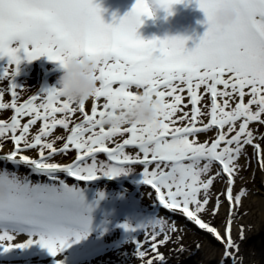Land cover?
Returning a JSON list of instances; mask_svg holds the SVG:
<instances>
[{
    "label": "snow or ice",
    "instance_id": "6c2138e0",
    "mask_svg": "<svg viewBox=\"0 0 264 264\" xmlns=\"http://www.w3.org/2000/svg\"><path fill=\"white\" fill-rule=\"evenodd\" d=\"M195 2L207 21L225 4L235 6L239 19L229 26H207L199 43L189 50L190 37L146 40L138 32L144 24L142 17H155L153 3L172 15L173 7L184 0H136L131 11L111 24L103 20L104 9L96 0H0V59L8 57L0 68V81H10L11 94V102H4L5 90L0 88V110L14 112L10 120L0 116V140L14 143V150L0 159L28 166L32 174L48 180L33 182L9 172L0 175V185L9 190L7 196H0V250L8 253L39 244L54 258L65 253L94 231L93 207L86 202L82 188L70 186L60 174L85 182L115 179L133 172L131 166L136 164L143 166L142 183L155 190L163 208L179 210L219 239L216 228L200 218L208 211L214 182L224 178L228 187L217 194L211 215L218 214L219 197L224 195L231 217L234 211L238 213L246 194L242 190L234 196L233 185L247 146L253 147L257 162L264 166V149L255 142L257 136L250 128L253 123L264 125V0ZM20 53L29 62L46 56L58 63L65 55H88L97 64L99 86L93 100L103 98L104 102H94L89 113L86 104L74 107L55 87H44L20 102L18 90L23 87L16 82ZM140 92L163 102L160 125L106 128V112L121 106L122 101H138ZM205 97L208 103H204ZM77 112L82 114L81 122L72 119ZM25 117L28 119L22 123ZM38 122L42 126L33 134ZM57 128L70 134L53 135ZM213 129L214 138L199 141L200 134ZM125 135L122 142L109 146L115 137ZM60 140L65 142L58 148ZM129 147L137 149L134 155L126 151ZM32 149L38 150L39 159L22 154ZM72 150L77 153L72 163L49 162ZM101 153L107 162L98 159ZM214 164L219 165L215 173ZM231 225L230 219L228 248L236 247ZM164 226L165 221L156 218L120 225L129 233L151 228L145 241L150 236L153 251L159 247V235H164L159 244L170 239ZM169 230H175V225ZM16 234L29 238L12 244ZM133 240L138 256L145 257L143 244ZM155 258L161 264L165 261L163 255Z\"/></svg>",
    "mask_w": 264,
    "mask_h": 264
},
{
    "label": "rangeland",
    "instance_id": "374dc122",
    "mask_svg": "<svg viewBox=\"0 0 264 264\" xmlns=\"http://www.w3.org/2000/svg\"><path fill=\"white\" fill-rule=\"evenodd\" d=\"M189 1L190 4L185 5V3ZM96 2L104 9L101 15L105 23L111 24L117 14L122 18L131 11L136 0H96ZM177 5L178 4L173 7L172 15H169L168 12L161 8H154V18L142 17L144 26L139 28V35L146 40L152 39L157 37L160 30L162 38L173 36L190 37V39L187 40L186 47L189 50L194 49L199 43L200 37H202L207 30V25L203 23L206 19L205 14L203 16H197L200 14L201 10L195 0H184V3H179V8L176 9ZM158 17L161 23L159 30L158 28H152V21H158ZM199 20H201V22H199ZM197 23L201 28V30L198 31L199 33L197 32V36L194 33L188 35L187 29H183L191 24L196 26ZM20 55L22 57V63L20 65L19 75L16 77V82L23 87V91L18 90L21 97L20 102H23L29 99L31 95L40 92L46 69L41 66L46 62H48L47 71L51 75L48 81V87H53L56 84L59 74H56L55 71L59 68V63L50 61L46 56L29 62L23 59V53H20ZM7 61L8 57L0 59V68H3L7 64ZM9 85V80L0 81V88L5 90L4 102L6 103L11 102ZM132 90L134 92L137 91L135 88ZM201 91H203V89ZM247 99L248 97L246 96L245 100ZM94 102L99 105L103 103L104 100L103 98L98 102L93 99L89 100L86 104V111H89V113ZM208 102V97H205L204 103ZM190 108L191 106L189 105V108L186 110H190ZM12 115L13 110L11 109L0 110V116L5 119L10 120ZM57 115L62 116V114ZM27 119L26 117L22 118V123L26 122ZM72 119L75 122H81L82 114L77 112ZM205 122H207V118H205ZM41 126L42 122H38L37 125L33 127L32 133L35 134ZM250 128L255 131L257 136L255 142L259 143L261 148L264 149V139L259 138L261 135H264V125L253 123L250 125ZM68 134L70 133L61 128H57L53 133V135L65 137ZM215 134L216 130L213 129L206 134H200L198 139L204 142L209 138H214ZM125 138H127L126 135L115 137L114 141L111 142L109 146L112 147L115 142H122ZM64 142V140H60L57 142L56 146L59 148ZM13 150L14 143L10 139L0 140V157L7 156ZM136 151L137 149L131 147L129 154L134 155ZM22 154L29 156V158L39 159L37 149L26 150ZM76 156V151L72 150L67 155H56L49 162L68 165L75 160ZM98 158L106 159V156L101 154L98 155ZM0 164V170H7L9 173H15L21 178L29 177L33 182H46V179H41V177L43 178L45 176L32 174L28 166L27 171H24L21 167L23 164L15 165L4 159H0ZM239 164L241 165V170L233 185V195H238L242 190H245L246 194L242 197L238 213L234 211L230 217L229 203L224 195H220L219 199L221 201V206L219 212L215 216L211 215V210L216 204L217 194L225 191L228 187L226 179L218 177L214 182V186L210 189L211 200L208 205V211L200 214V218L204 222L216 228L219 233V239L215 234L213 236V234L207 232V230L201 229L183 213L176 216L168 215L162 210L163 207L153 208L156 212L152 213L150 209L151 206L149 205L153 204V197L147 189L140 188L139 191L136 192V198H131L130 204L127 205V208L131 206V209L135 210L137 213L133 212V217H130L131 222L132 224H137L152 218L163 219L165 221L164 232L170 237L167 243L159 244V241L164 239L163 234L159 235L156 241L159 247L156 251H153L151 249L152 242L150 236L148 241H145V236L152 232L151 228H149L147 232L129 233L126 230L112 226L102 228L99 223H96V225H94V231H92L87 239L74 245L71 249H68L58 257L51 259L52 263L54 260H62L65 261V264H74L75 262V264H146L148 259L155 260V257L162 254L165 257V263L163 264H264V217L262 215L261 203L258 201L262 191L260 186L264 166H261L257 162V157L252 146L246 147V155H242ZM142 167L143 166L139 167L136 165L135 170L140 171ZM218 168L219 165L214 164L213 173H215ZM60 175H62V173ZM61 177H65V181L69 182V177L63 175ZM124 187L129 189L126 184H124ZM108 193L115 196L114 191H108ZM139 208L141 210H138ZM230 219L232 221L231 238L233 244L236 246L233 248H228L227 239V223ZM173 224L175 225V230H169ZM134 238L143 244L141 250L146 252L145 257L141 258L138 256L137 244L133 240ZM117 239L120 241V244L113 248L106 246L101 257L98 256L95 257V259H93L94 257H87V254L92 252L93 248L107 245V242H116ZM16 241L17 239H14L11 243L15 244ZM4 243L7 244L8 242L5 241ZM183 248L187 249V255L177 261L173 260V254L175 256L180 255V253L177 252ZM41 252H43V256L47 257L49 255L48 250L41 247L39 244H35L27 249H14L8 253H4L0 250V264H52L50 260L49 262L41 260L38 255V253L41 254ZM226 252L231 253V256L225 257ZM153 264H160V262H153Z\"/></svg>",
    "mask_w": 264,
    "mask_h": 264
},
{
    "label": "clouds",
    "instance_id": "9594fccd",
    "mask_svg": "<svg viewBox=\"0 0 264 264\" xmlns=\"http://www.w3.org/2000/svg\"><path fill=\"white\" fill-rule=\"evenodd\" d=\"M153 9L158 6L153 3ZM239 19L238 11L232 4L222 5L210 21L207 18L208 27L229 26L235 24ZM60 75L57 78V88L63 97L74 106L87 104L94 98L99 83L96 79L97 64L88 55H65L63 62L59 63ZM140 99L128 103L122 101L121 106L109 109L103 117L106 128H126L132 124L152 126L157 128L162 122L163 102L153 95L145 96L143 92L138 93ZM127 104V106H124ZM7 170H0L3 175ZM9 190L6 186L0 185V196H7Z\"/></svg>",
    "mask_w": 264,
    "mask_h": 264
},
{
    "label": "bare ground",
    "instance_id": "6f19581e",
    "mask_svg": "<svg viewBox=\"0 0 264 264\" xmlns=\"http://www.w3.org/2000/svg\"><path fill=\"white\" fill-rule=\"evenodd\" d=\"M264 170V169H263ZM264 173V172H263ZM262 173V182H263V186H264V174ZM258 201L261 203V210H262V215L264 217V189L261 191L260 193V196L258 198ZM26 241V238H23V237H18L17 238V242L16 244H19V243H23Z\"/></svg>",
    "mask_w": 264,
    "mask_h": 264
}]
</instances>
